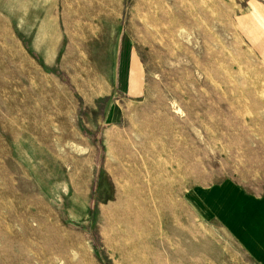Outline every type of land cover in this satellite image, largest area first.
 <instances>
[{"label": "rangeland", "instance_id": "1", "mask_svg": "<svg viewBox=\"0 0 264 264\" xmlns=\"http://www.w3.org/2000/svg\"><path fill=\"white\" fill-rule=\"evenodd\" d=\"M247 1L0 0V264H124L109 223L121 186L144 188L138 264H255L187 200L224 180L264 194ZM102 3L119 4L117 23L93 31ZM119 35L142 68L138 98L98 95Z\"/></svg>", "mask_w": 264, "mask_h": 264}, {"label": "crops", "instance_id": "2", "mask_svg": "<svg viewBox=\"0 0 264 264\" xmlns=\"http://www.w3.org/2000/svg\"><path fill=\"white\" fill-rule=\"evenodd\" d=\"M118 5L116 3L112 10H107L102 3L99 8L91 9L95 14L93 24L88 27L94 31L95 26L101 25V21L107 18L108 13L109 18H112L110 22L116 24ZM237 25L242 40L249 45L257 61L264 64V5L256 0H248ZM61 37V33L54 36L52 55H55L52 60L58 55L56 49ZM105 57V64L109 68L106 69V76L104 75L103 79L112 81V84L106 88V92L98 95L119 96L125 99L143 96L142 68L130 53L124 36L119 35L115 39L108 56ZM110 119L111 116L107 117V120ZM187 195V200L197 209L199 217L204 222L223 227L249 260L255 264H264V194L249 195L237 184L224 180L206 187L194 188L188 191ZM224 213L227 216L238 217L234 222L228 223L233 230L221 217Z\"/></svg>", "mask_w": 264, "mask_h": 264}, {"label": "bare ground", "instance_id": "3", "mask_svg": "<svg viewBox=\"0 0 264 264\" xmlns=\"http://www.w3.org/2000/svg\"><path fill=\"white\" fill-rule=\"evenodd\" d=\"M155 1L158 5L162 3L163 0ZM126 181L129 182V184L135 183L136 178L127 175ZM143 191L144 188L141 186L135 191H132L129 186L125 188L121 186L119 188L118 203L116 206L111 207L112 213L114 214L110 215L109 223H111L115 229V240L117 242L115 252L124 255V264H138L144 262L142 255L143 251L141 247L138 246V239L134 237L136 228L143 223V214L139 209L145 205V202H143L144 199L140 198L144 195Z\"/></svg>", "mask_w": 264, "mask_h": 264}]
</instances>
